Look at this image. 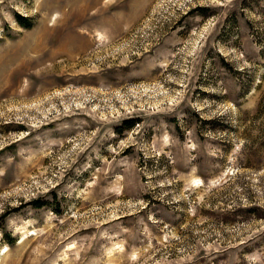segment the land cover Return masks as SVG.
Returning <instances> with one entry per match:
<instances>
[{
	"label": "rangeland",
	"instance_id": "obj_1",
	"mask_svg": "<svg viewBox=\"0 0 264 264\" xmlns=\"http://www.w3.org/2000/svg\"><path fill=\"white\" fill-rule=\"evenodd\" d=\"M0 264H264V0H0Z\"/></svg>",
	"mask_w": 264,
	"mask_h": 264
}]
</instances>
